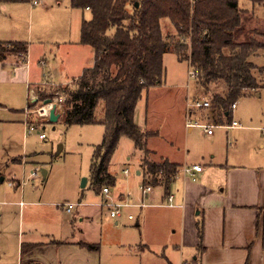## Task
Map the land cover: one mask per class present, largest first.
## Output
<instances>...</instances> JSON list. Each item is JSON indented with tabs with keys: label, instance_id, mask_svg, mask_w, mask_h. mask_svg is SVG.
Here are the masks:
<instances>
[{
	"label": "rangeland",
	"instance_id": "obj_1",
	"mask_svg": "<svg viewBox=\"0 0 264 264\" xmlns=\"http://www.w3.org/2000/svg\"><path fill=\"white\" fill-rule=\"evenodd\" d=\"M69 1L41 0V4L35 6L31 5L30 2H1L0 24L15 23L18 27V31L15 32L18 36L16 39L34 43L40 36V27L42 28L46 22L50 25L43 28L41 33L44 32L46 35L59 33L55 30L54 21L52 23L47 21L48 16H51V19L52 16H58L65 29L68 27L66 22L71 20L74 12L77 13V21L80 17L90 18L88 10L71 7ZM50 5L54 8L48 14L46 7ZM238 7L242 10V30L245 29L246 36L251 34V30L264 31V5L255 4L249 0H238ZM160 25L164 35L175 33L169 18L163 17L160 20ZM71 32L72 29L68 33L64 30V37L69 36ZM246 36L244 35L243 38ZM49 47L54 54L56 52V57L53 62L48 56L50 54H46L48 66L54 63L56 67L61 60L71 59L67 48L57 49L52 44H49ZM32 51L36 52V48H33ZM255 62L264 65V52L255 57ZM163 65L162 85L151 89L149 93L144 91L136 104L134 113V121L141 128L148 127L159 132L158 135L151 136L149 139L148 146L150 148L166 154L171 146L181 148V145L188 141L190 157L200 158L202 155L208 158L207 161L199 159V162L202 163L209 162V157L212 154L216 158L224 157L226 150L232 151L231 158L228 159L230 163L234 162L235 154H244V157L246 154L252 155L247 162H251L257 157L256 155L259 156L263 150L260 145H264V131L258 129V127H264V87L258 92L238 100L236 108L233 111L230 110L231 114L228 119L236 120L244 128L228 127L229 120L224 118L222 124L215 126L212 135L205 134L201 128H194L188 132L183 125L182 104L186 102L187 97L190 102L191 99L196 98H204L209 101L214 88L211 85L207 91L196 84L194 77L189 74L188 63L178 61L172 53H166L163 56ZM38 68L40 67L34 63L32 80L35 79ZM52 74L55 83L61 82L64 78L56 75L55 70ZM71 82L68 80L63 84L38 83L34 85L32 92L35 101L30 102L32 104L31 109L41 105L45 99L53 100L55 96L59 95L65 97L64 89ZM16 91L18 93L20 91L21 93L25 92V103L22 102L19 107L25 108L28 98L27 90L23 91L22 88H18ZM4 93L6 90L0 88V94ZM3 110L0 107V179H2L0 181V264H15L16 247L21 241L22 233L31 234L38 240L46 239L43 235H37L39 230L34 228L40 226L44 215L38 211L34 214L19 212L18 200L23 198L25 201L41 200L46 203L55 202L58 204L77 203L79 201L96 203L100 200L96 192L99 193L102 187L95 192L89 182L85 187H81L80 183L83 177L89 178L91 156L94 146L101 141L103 128L99 124L66 125L61 118L55 122L42 123L43 119L36 117V114H29L27 116L28 122L41 125L37 126L38 128L34 131H26V127L24 128L20 121L24 120L25 117H18L17 115L13 117V114ZM195 110L197 117L194 115L193 118L202 122H210L206 117V108ZM62 111L61 102L60 107H57L55 112L59 114ZM38 132L44 133L45 138H39ZM236 145L238 147L234 149ZM142 155L144 156V153L135 149L129 138H120L108 167V170L115 177V182L113 185H102L109 186L108 199L113 200V196L118 193H129L130 199L127 198V200L130 203H140L139 186L143 184V178L151 184L164 183L165 176L162 171L149 173L145 166L141 168L143 174H136V171L139 170L138 158ZM154 161H159L157 156ZM41 168L47 171V176L44 179L40 173ZM124 169L129 170L128 175L124 174ZM31 170H36L37 175L28 177ZM15 178L19 179L20 182L23 181L22 189L15 187ZM21 193L23 197H20ZM123 209H127V212H130L134 219L118 220L117 224L103 209V221H108V225L104 227V232L101 234L102 241L99 239V251L102 254L103 264H129L126 249L134 248L130 238H132V233L135 236L138 235V228L134 226V222L140 209L134 206ZM79 210H83V207H78ZM42 213L44 214V210ZM90 229L92 233L97 231L96 226H92ZM120 232L124 235L123 237H126L123 239L129 241L124 243V250L114 241L120 237ZM154 252L161 254L156 249ZM148 257H142L140 261L139 258H136V262L132 264H170L163 259H155L150 254Z\"/></svg>",
	"mask_w": 264,
	"mask_h": 264
},
{
	"label": "crops",
	"instance_id": "obj_2",
	"mask_svg": "<svg viewBox=\"0 0 264 264\" xmlns=\"http://www.w3.org/2000/svg\"><path fill=\"white\" fill-rule=\"evenodd\" d=\"M37 1L35 5L41 4V0ZM27 2L31 3L32 0ZM53 8L52 5L47 6V13L50 14ZM76 14L74 12L71 20L66 22L67 29L64 28L58 16H52V19L48 16L47 21L51 23L54 21L55 30L59 33L51 35L41 33L43 28L50 25L46 22L42 28L40 27V36L34 43L16 39L18 36L15 32L18 31V27L15 23L0 24V40H22L28 44L25 60L17 54H8L4 60L0 61V88L6 90V93L0 94V107L4 109V112L13 114V117L15 115L25 117L23 106L19 107L22 102L25 103L26 94L22 92V96L21 91L18 93L16 89L27 90L28 105L35 101L32 92L34 85L38 83L63 84L77 78L85 68L92 66L94 51L90 46L79 42L80 24L83 17L78 18L77 21ZM70 29H72L71 34L64 37L63 31L66 30L68 33ZM49 44L57 49L67 48L71 59L61 60L56 67L54 63L48 66L46 54H50L48 56L53 62L56 57V52L53 53ZM33 48H36V52L32 51ZM34 63L40 68H38L35 79L32 80ZM188 68L190 69L189 66ZM54 70L56 75L64 77L61 78V82H53L51 75ZM153 88L156 87L149 88L146 93ZM189 102L187 97L181 107L183 125L188 132L194 129L187 128L185 125ZM192 112V117L194 115L197 117L196 110ZM60 116L61 113L58 119ZM231 120L234 119L231 118L229 124ZM20 121L23 123V120ZM237 123L241 126L240 128H244L239 122ZM143 129L156 131V134H159L158 130L148 127H143ZM258 129L264 131V127H258ZM150 138L146 143L151 151L150 160L154 161L157 156L159 161L167 159L176 163L178 174L167 190L162 183L154 184V192L146 198L149 205L142 207L131 205L139 208L140 211L134 222V226L138 228V235L135 236L132 233V238H130L134 248L126 249L129 264L135 263L136 258H139V261L142 257L149 258V254L155 259L160 258L170 264L187 262L193 264H264V145H260L263 148L259 154L260 157L256 155L257 157L251 162L247 160L252 155L246 154L244 157V154H235L234 162L230 163L228 159L231 158L232 151L226 150L224 157L216 158L212 154L209 162L202 163L199 159L207 161L208 158L202 155L200 158L190 157L188 141L181 145V148L171 146L166 154H162L148 146ZM237 147V145L234 146V149ZM142 159L143 155L139 156L137 175L143 174L141 168L146 166H141ZM192 164L201 166V171L195 173L194 180L180 171L181 167ZM109 173L112 174L110 171ZM128 174L129 170L125 175ZM14 180L15 187H21L19 179ZM145 180L143 178V182ZM101 189L99 193L94 190L100 197L98 202L79 201L70 211H67L62 203H46L41 200L25 201L23 198L18 200L19 212L34 214L38 211L44 215L40 226L34 228L39 230L37 235H43L46 239L38 240L31 234L22 233L21 241L16 247L15 264H103L102 254L99 251V239L102 241L101 234L104 232V227L108 225V221H103V209L108 215L109 212L107 208L100 205L105 198ZM168 191L173 193L175 206L161 205ZM20 195L23 197L22 193ZM113 197V201L129 202L127 198L130 199V194L118 193ZM53 206L54 209H52ZM78 207H83V210L78 211ZM128 215H131L130 212L123 209L120 216L109 217L117 224L118 220L134 219L133 216L128 218ZM199 222H201L203 231L201 239L198 236ZM92 226H96V233L90 231ZM123 236L120 232V237L114 241L124 250V243L129 241L123 239L126 238ZM81 243L97 247L91 249ZM22 245L24 249H21ZM154 249L161 254L155 253Z\"/></svg>",
	"mask_w": 264,
	"mask_h": 264
},
{
	"label": "trees",
	"instance_id": "obj_3",
	"mask_svg": "<svg viewBox=\"0 0 264 264\" xmlns=\"http://www.w3.org/2000/svg\"><path fill=\"white\" fill-rule=\"evenodd\" d=\"M27 1L0 0V3ZM249 1L264 5V0ZM69 3L90 12V18L81 21L79 42L93 49L94 62L64 89L60 118L66 125L99 124L103 128L89 164L88 182L94 190L114 184L115 177L108 167L121 137L129 138L134 148L144 153L141 166L146 165L149 173L164 172L165 180L161 183L166 190L174 180L178 164L167 159L151 161L146 143L156 132L143 129L134 121L135 107L143 91L161 84L164 54L172 53L178 61H186L201 88L208 91L212 85L214 92L206 117L215 125L222 124L224 118L230 121L231 104L264 87V65L255 62V57L264 52V31L251 30L246 36L238 0H70ZM163 17L170 19L175 33L163 34L160 25ZM27 51L26 41L0 40V61L8 54H17L25 60ZM31 105L28 103V107ZM200 223L199 239L203 233ZM81 244L91 249L97 247Z\"/></svg>",
	"mask_w": 264,
	"mask_h": 264
},
{
	"label": "built area",
	"instance_id": "obj_4",
	"mask_svg": "<svg viewBox=\"0 0 264 264\" xmlns=\"http://www.w3.org/2000/svg\"><path fill=\"white\" fill-rule=\"evenodd\" d=\"M33 5L37 4L38 1L37 0H32L31 2ZM189 74L191 76H193V72L192 70L189 71ZM64 100V96H55L53 100H51L49 103H42L41 105L37 106L34 109H31L28 107V105L24 108V120H23V125L24 128L26 127V131H34L37 129V126L39 124L35 123V122H28L27 121V116L29 114H36V117H39L42 120V123L44 122H48V117H49V111L50 109L54 106L55 109L58 107H60V103L63 102ZM209 106V101L207 99H191V102H189L188 105V111H187V117L185 120V125L187 128H201L202 131L207 134V135H212L214 128H215V124L209 123V122H202L197 118H193L192 117V111L195 109H200V108H207ZM236 107V103L231 104L230 106V110L233 111ZM57 113V112H56ZM44 121V122H43ZM228 127H241L240 125H238L236 120H231V123L228 125ZM39 133V138L43 139L45 138V134L44 133ZM180 171L185 174L188 175L192 180H194L195 178V173L201 171V166L198 164H192V165H187L184 167H181ZM124 174L128 173V170L125 169ZM37 171L36 170H31L28 174V177H34L37 175ZM178 171L176 172V174L174 175L173 179H175L177 177ZM23 181L20 182V184H22ZM161 183V182H159ZM158 183V184H159ZM156 184V183H154ZM154 184H151L147 181H144L142 185L139 186L140 192H141V202L138 204H135L139 207L145 206V205H149L146 202V198L152 194L154 192ZM102 193L104 194V199L102 200V202L100 203V205L104 206L105 208H107L108 212H109V216L112 218H116L118 216L121 215V210L124 207H128L131 206L133 204L127 202V201H113L108 199V195L110 194V190L109 187L104 186L101 189ZM174 196L172 192H168L164 195L163 201L161 203V205H165V206H175L174 202ZM65 209L67 211H70L71 209H73V207L75 205H77V203H64L62 204ZM128 218H132L131 215H128ZM184 264H193V263H184Z\"/></svg>",
	"mask_w": 264,
	"mask_h": 264
},
{
	"label": "water",
	"instance_id": "obj_5",
	"mask_svg": "<svg viewBox=\"0 0 264 264\" xmlns=\"http://www.w3.org/2000/svg\"><path fill=\"white\" fill-rule=\"evenodd\" d=\"M136 5H137V3H136ZM50 101H51V100L49 99V100L45 101L44 103H49ZM58 117H59V114L55 112V107L53 106V107L50 109V111H49V117H48V120H49V122H55V121H57ZM59 148H61V147L59 146ZM59 148H58V150L60 151ZM40 173H41L42 177L45 178V176H46V170L43 169V168H41V169H40ZM0 180H2V179H0ZM86 183H87V177H83V178L81 179L80 186H81V187H85Z\"/></svg>",
	"mask_w": 264,
	"mask_h": 264
}]
</instances>
